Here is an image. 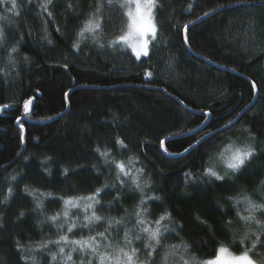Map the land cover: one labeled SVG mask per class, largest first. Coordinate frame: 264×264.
Wrapping results in <instances>:
<instances>
[{
  "label": "trees",
  "instance_id": "16d2710c",
  "mask_svg": "<svg viewBox=\"0 0 264 264\" xmlns=\"http://www.w3.org/2000/svg\"><path fill=\"white\" fill-rule=\"evenodd\" d=\"M46 2L17 0L19 15L9 16L11 24L0 21L5 30V42L0 47V106H8L0 112V264H33L31 259L23 260L25 256H35L38 264H65L58 246L49 244L46 249H38L37 244L64 234L70 239L90 234L80 228L67 233V225L58 231L46 218L63 211L59 197L87 196L105 182H115V169L109 172L102 164L97 147L111 149L117 159L139 158L135 167H143L153 182L147 194L162 197V202L148 201L149 219H156L165 210L171 212L170 227L175 231L163 243L189 245L186 254L181 250L177 255L204 261L213 258L223 244L237 255L251 249L249 255L260 264L264 247L257 244L252 249L255 237L241 243L242 234L249 229L236 213L239 210L247 215L245 205L234 206L227 198L237 197L244 190L256 203H264V0H156L158 43L150 44V57L139 59L126 45L108 47V41L127 30L122 0H112V6L107 0H51L48 11L52 17L40 7ZM242 2L248 4L224 9L192 26L185 44V23L216 8ZM97 6L103 14V32L98 35L104 47H98L88 35L77 52L72 48L76 33L95 14ZM4 8L0 4V16L5 15ZM46 33L51 44L43 39ZM14 44L20 45L13 54L15 66L8 60ZM146 69L153 71L151 79L145 77ZM246 76L255 82L256 98ZM171 95L200 113L186 109ZM30 97H35L32 110L24 115L23 102ZM67 108L50 123L36 122ZM203 112L211 113L207 126L193 135L166 141L167 152L181 153L207 133L241 116L228 131L214 135L196 150L178 158L165 155L160 142L201 126L207 119ZM23 116L28 120L20 121L21 129L16 118ZM117 138L123 139L130 151L121 155L114 143ZM227 138L238 146L254 144L258 155L234 178L235 182L202 178V168L213 163L223 174L220 161L209 162L208 157L215 158ZM64 168L68 169L67 177ZM187 171L197 177L195 183H185ZM13 176L17 178L13 180ZM25 186L37 191L35 199L24 192ZM9 188L12 195L4 202ZM130 189L127 182L123 188L117 184L106 189L100 197L104 207H97L98 215L126 218L125 226L112 230L114 243L119 241L120 247H125L122 240L126 228L135 225L134 211L140 199V194ZM39 193L51 196L41 198ZM116 196H120V202L115 201ZM36 200H42L43 212L34 210ZM21 211L26 213L24 217H20ZM255 215L264 222V215ZM70 216L79 223L83 214L72 209ZM228 220L233 223L228 225ZM57 223H63V219ZM105 227L101 222L92 232L104 231ZM250 230L262 231L257 227ZM133 246L141 250L139 259L146 260L143 244L134 241ZM69 250L65 246V254ZM52 254L57 255L56 261ZM72 256L76 264L84 259L78 252ZM162 256L163 250L155 257V264H161Z\"/></svg>",
  "mask_w": 264,
  "mask_h": 264
},
{
  "label": "snow or ice",
  "instance_id": "6c2138e0",
  "mask_svg": "<svg viewBox=\"0 0 264 264\" xmlns=\"http://www.w3.org/2000/svg\"><path fill=\"white\" fill-rule=\"evenodd\" d=\"M10 3V7H7V4ZM51 0H47L46 3L42 4L40 7L43 10L44 14L48 17H52V12L48 11L49 4ZM109 6H112V0H107ZM0 4L5 5L4 11L5 15L0 16V21H5L11 24L9 16H18L19 10L17 6V0H0ZM158 7L156 0H125L121 5L122 9H126L125 15L127 16V31L116 37L114 40L108 41V47L115 49L117 46L126 45L131 48L132 52L135 53L137 59L141 57H150V44L157 42V37L159 34L158 25L155 18V10ZM159 7H162L159 6ZM215 11V10H213ZM210 13H205L207 16ZM101 6H97L95 14L91 15L80 30L76 33V40L72 44V48L79 52L81 43L87 38L88 35L92 36L94 43H97L98 47L103 48L104 44L100 42V36L98 33L103 32V20H102ZM193 24L195 21L192 22ZM59 33V29H57ZM189 24L185 23L182 30V38L186 45L189 42ZM21 41L23 36L20 37ZM47 40L48 44H51L52 41L47 35L43 37ZM5 42V30L0 27V47L4 45ZM190 46V45H189ZM19 44H14L11 46L10 51L8 52V60L10 63L15 66V59L13 54L19 51ZM27 61L28 57H24ZM65 68L68 67L67 64L64 65ZM146 78L151 79L154 75L152 70L146 69L144 72ZM252 88L255 90V82H252ZM67 96V93H65ZM35 97H30L23 102V113L27 115L33 106V101ZM8 106H0V112L6 110ZM187 108V105L184 106ZM203 115H210V113H204ZM17 123L20 124L21 129H23V124L20 123L22 117H17ZM234 126L233 121H229L228 124L223 125L222 128H217L212 133H207L204 137H201L200 140H197L194 144L189 145L183 149L184 153L196 150L206 143L212 137L218 136L221 131H228L229 127ZM203 130V129H201ZM189 132L193 134L196 132V129H189ZM180 135L185 136V133H176L173 134V137H165L164 140L160 142L161 147L165 152L168 151L167 147H164L165 141H171L174 136ZM251 140H255L254 136L250 135ZM228 142L223 144L222 150L217 154L215 158L209 156L208 161L213 162L214 159H218L223 165V174L221 171L217 170L215 163L210 167H203L200 172L202 178H207L208 180L215 181H226L233 180L240 174L247 163L252 160L253 157L258 155L256 147L254 144L247 143L242 146H238L235 141H231L230 138H227ZM115 145L118 146V151L123 155L124 152L130 151L127 144L123 139L117 138L114 141ZM216 147H220L217 145ZM96 153L100 157L102 164L106 166L109 172L112 169H115V182L109 184L105 182L102 187H97L95 190L87 196H71V197H59L63 202L64 209L62 212H57L46 219L53 224H56L58 231H63L65 225H67V233H72L74 229H88L90 234L87 237H81L80 239H70L67 234L60 235L56 240H49L43 243L37 244L38 249H46L49 244H55L59 248V254L64 259L65 264H76L73 260L72 253L78 252L84 259H81L80 264H85V259L87 264H93L95 261L96 264H155V257L163 250V256L161 264H171L172 261H175L176 264H257V261L253 260L249 255L251 249H246L240 255L236 256L232 254L229 249L221 244L216 249V255L204 261H196L195 257L192 260H186L184 255H177L179 251L187 253L189 250V245L186 243H181L180 245H165L163 241L167 239V235L170 232H174L175 229L171 228L170 225L172 221V213L165 210L160 213L159 216L151 220V212L146 207L149 200L161 201L162 197L160 196H149L146 192V189H151L153 187V182L150 176H146L143 167L136 168L135 164L139 163V158L135 156H130L125 159H117L113 154L111 149L105 147L104 150H101L100 147L96 148ZM175 155L180 156L181 153H176ZM207 156V151L205 152ZM50 159V158H47ZM93 170L99 172V169L93 166ZM45 172L50 174V170L45 168ZM63 175L67 177L68 169L64 168L62 170ZM17 177L13 176L12 179L15 180ZM185 183L189 181L195 183L197 177L192 174L191 171H187L184 174ZM126 182L131 185V191L138 192L140 194V199L135 206L134 216H135V225L133 228L124 231L122 243L125 247H120V242H115V238L112 237V230L114 227L125 226L126 218L122 217L120 219L112 217H104L97 214V207L103 208L104 205L101 202V194L105 192L106 189L115 188L117 184L121 188L125 187ZM24 192L32 195L33 198L37 196L36 190H30L27 186L24 188ZM12 195V189H8V196L5 197L4 202H7L9 197ZM41 198L50 197L51 194L39 193ZM120 196L115 197L116 202H120ZM230 203L234 206H239L240 204L245 205V211L247 215H244L242 212L237 210L236 216L237 219L242 222L248 231H245L241 236V243L246 239H251L255 237V241L252 243V249L257 247V244H260L264 247V243L261 242V235H264V222H261L256 218L255 213L260 212L264 215V203H256L253 201L247 192L241 190V194L237 197H228ZM111 207V204L108 205ZM72 209H77L82 212V220L77 223V218L70 216V211ZM37 211H44V206L42 200H36L35 209ZM127 211V210H125ZM20 217L26 215L25 212L21 211L19 213ZM63 219V223H57ZM197 221L204 226H207V222L200 220L199 217H196ZM103 222L106 227L104 231L92 232V230ZM228 225H231L233 222L228 220L226 222ZM2 226V222H0ZM177 227H182L177 225ZM252 227H257L261 229V232H253L250 229ZM135 233V235H133ZM110 237H112L110 239ZM134 241L140 242L143 244V253L147 256L146 260L141 261L139 259L141 255V250L133 246ZM63 245V246H62ZM65 246L69 247V252L65 254ZM17 247L23 251V246L17 242ZM127 249V250H126ZM52 260H57V255L52 254ZM23 260L31 259L33 264H38L35 259V256L32 257H22ZM260 264H264V260H261Z\"/></svg>",
  "mask_w": 264,
  "mask_h": 264
},
{
  "label": "water",
  "instance_id": "95a60500",
  "mask_svg": "<svg viewBox=\"0 0 264 264\" xmlns=\"http://www.w3.org/2000/svg\"><path fill=\"white\" fill-rule=\"evenodd\" d=\"M252 3H256V2H252ZM246 4H248V2H242V3H236V4H230V5H227V6H223V7H220V8H216V9H214L215 11H213V10H211V11H209V12H206V13H210L209 15H207V16H205L204 14L203 15H201L200 17H198L197 19H195L194 21H195V23L193 24L192 22L191 23H189V29L192 27V26H194V25H196V24H198V23H200V22H202V21H204V20H206V19H208V18H210L211 16H213V15H215L216 13H218L219 11H222V10H224V9H227V8H231V7H234V6H240V5H246ZM250 4V3H249ZM246 78L250 81V83L252 84V80L251 79H249L247 76H246ZM81 87H88V86H81ZM256 95H257V89H255V98H256ZM172 97H174L175 99H177L178 101H179V103L182 105V106H185V104L183 103V101H181L180 99H178L177 97H175V96H173V95H171ZM254 98V99H255ZM254 102V100L244 109V110H246L249 106H251L252 105V103ZM68 109L69 108H67V110L66 111H64L63 113H60V114H58V115H56V116H54V117H52V118H49V119H47V120H44V121H36L37 123H42V124H44V123H50V122H52V121H54V120H56V119H58L59 117H61L62 115H64L67 111H68ZM186 109H188V110H191L192 112H196V113H200L199 111H196V110H194V109H191V108H189L188 106H187V108ZM203 113H210V112H203ZM241 116V113L233 120V122H234V124L236 123V121L238 120V118ZM210 118H211V113H210V115H207V119L205 120V122L201 125V126H199L198 128H196V132L195 133H197V132H199V131H201V129H203V128H205L206 126H207V124L209 123V121H210ZM28 120V117L27 116H23L22 117V119L20 120V121H27ZM222 128V127H221ZM212 132H214V131H212ZM212 132H210V133H212ZM194 133V134H195ZM186 135L185 136H189V135H193V133L192 132H186L185 133ZM179 137H184V136H180V135H176V136H174V138H179ZM204 137V136H203ZM200 140V139H199ZM166 142V141H165ZM164 147H165V144H164ZM162 148V147H161ZM24 150V149H23ZM162 150H163V148H162ZM163 153L165 154V155H167L168 157H172V158H178V157H182V156H184V155H186L187 153H184V152H181V154L182 155H180V156H177V155H175L176 153H169V152H165L164 150H163ZM189 153V152H188ZM15 159H17V158H15ZM14 162V160L13 161H11L10 162V164H12Z\"/></svg>",
  "mask_w": 264,
  "mask_h": 264
},
{
  "label": "rangeland",
  "instance_id": "374dc122",
  "mask_svg": "<svg viewBox=\"0 0 264 264\" xmlns=\"http://www.w3.org/2000/svg\"><path fill=\"white\" fill-rule=\"evenodd\" d=\"M123 1V3L125 2V0H122ZM154 15H155V13H154ZM127 31V30H126ZM150 47V46H149ZM131 49V48H130ZM132 51V50H131ZM134 55H135V53L134 52H132ZM232 254H234V253H232ZM234 255H236V256H238L237 254H234Z\"/></svg>",
  "mask_w": 264,
  "mask_h": 264
}]
</instances>
